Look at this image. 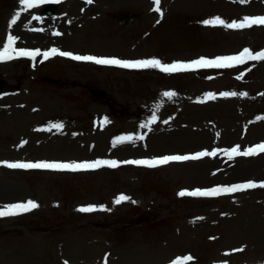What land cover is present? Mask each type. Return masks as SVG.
Returning <instances> with one entry per match:
<instances>
[{
    "label": "rangeland",
    "instance_id": "obj_1",
    "mask_svg": "<svg viewBox=\"0 0 264 264\" xmlns=\"http://www.w3.org/2000/svg\"><path fill=\"white\" fill-rule=\"evenodd\" d=\"M46 4L26 10L20 0H0V48L11 34L17 48L167 64L264 51V26L203 23L264 16V0H161L162 18L153 0H59L52 14L43 12ZM120 13L136 18L119 22ZM32 29L49 40L41 42ZM0 77L10 84L0 89V208L29 199L39 204L0 217V264H105L106 257L107 264H174L189 256L188 264H264V188L179 195L264 181V153L246 171L232 162L250 165V156L225 154L264 143V60L165 73L21 57L0 62ZM166 91L176 95L164 97ZM122 136L133 140L114 144ZM213 150L214 157L153 168L122 163ZM97 159L121 163L78 172L6 166ZM121 194L131 200L117 205ZM90 205L108 210L78 211Z\"/></svg>",
    "mask_w": 264,
    "mask_h": 264
},
{
    "label": "snow or ice",
    "instance_id": "obj_2",
    "mask_svg": "<svg viewBox=\"0 0 264 264\" xmlns=\"http://www.w3.org/2000/svg\"><path fill=\"white\" fill-rule=\"evenodd\" d=\"M52 2H59V0H20V4L24 9H31L37 5L45 4V3H52ZM241 3H244L245 0H240ZM86 3L92 4L93 0H86ZM155 7L153 8L154 11L160 14L161 18L163 17V11L161 10L160 4L161 0H153ZM20 17V13L17 14L12 18L10 21V26L15 25L17 20ZM33 19H38V17H33ZM159 22V21H158ZM205 25L210 26H223L228 29H246L250 28L254 25L264 26V16H256L250 17L245 16L241 20L236 21L233 20L231 22H227L225 19L216 16L212 19H208L203 21ZM34 31H42V29H32ZM53 35H61L59 32H54ZM18 37L9 34L7 36L6 42L3 44V47L0 48V62H6L13 59L26 57L30 58L31 60L35 61L37 57H43V60H48L54 56H61L66 57L75 61H83V62H93L97 65H108V66H117L120 68L126 69H148L154 68L159 69L165 73H175L180 71H187L199 68H231L235 65L245 64L248 61H261L264 60V51L260 52H253L248 48H244L238 55H230V56H219L215 59H208L201 57L199 59L193 60L188 63L184 62H174L171 64H167L162 62L160 59L151 58V59H142V60H125L115 57H97L94 55H80L75 54L71 51H63L56 47L51 48L47 51H41L40 49L35 50H28L23 48H17L15 45L17 43ZM250 70V69H249ZM176 95L175 92L166 91L163 93L164 97L172 98ZM221 96L228 97V96H236V92H224L220 94ZM240 95L244 96L247 95L246 93H241ZM209 99L214 98V94H208ZM156 115L154 114L149 121V123L156 122ZM103 123H108L107 118L104 119ZM55 129H61L63 127L60 123H55L51 126ZM142 127H148L147 124L142 125ZM51 130V129H49ZM137 139L143 140L144 136L141 135L137 137ZM132 136H122L119 137L117 140L114 141V144H121L124 142L132 141ZM260 153H264V143L248 147L247 149L241 151L240 146L237 145L232 147L230 151H227L225 154L228 156L229 159H233L237 156H254ZM217 152L213 151H201L191 155H165L155 159H142V160H126L122 163L124 164H135L146 166L149 168L157 167L159 165H166L173 161H188V160H199L203 157L207 156H216ZM121 162L116 160H100L97 159L95 161H84V162H48V161H39V162H15V163H7L6 166L12 169H46V170H53V171H71V172H78V171H88V170H95L101 167L107 166L110 168L119 167ZM264 188V181L262 182H255V181H247L243 183H236L230 186H217L207 189H195L192 191H181L179 193L180 196H195V197H217L220 195H228L233 194L241 191H246L249 189L254 188ZM131 198L127 195L121 194L118 198L114 200V203L119 205L122 202L130 201ZM132 203H136L135 201H131ZM39 207V204L31 199L26 202L15 203L10 205H5L3 208H0V217L5 216H14L19 215L21 213L29 212ZM107 211L108 209L100 206L98 209L94 205L81 207L78 211L81 212H93V211ZM198 219H203L202 217ZM243 248L235 249L233 251H243ZM192 260V257H185L181 261H176L174 264H188L189 261ZM105 264H107V257L105 258Z\"/></svg>",
    "mask_w": 264,
    "mask_h": 264
},
{
    "label": "bare ground",
    "instance_id": "obj_3",
    "mask_svg": "<svg viewBox=\"0 0 264 264\" xmlns=\"http://www.w3.org/2000/svg\"><path fill=\"white\" fill-rule=\"evenodd\" d=\"M34 34L35 35L38 34L37 36H39V37H40V35L43 36V38L40 39L41 42L49 40V39L45 38V36L42 33H40L39 31L35 32ZM250 157L252 158V162H251L250 165H247L246 163H248V162H246L244 159H241L240 161L232 162V163H234V164L238 163L236 166H238V168H240L241 170H245L246 171L249 168V166H251L253 164H255V165L257 164L256 159L259 158V155H255V158L253 156H250Z\"/></svg>",
    "mask_w": 264,
    "mask_h": 264
},
{
    "label": "water",
    "instance_id": "obj_4",
    "mask_svg": "<svg viewBox=\"0 0 264 264\" xmlns=\"http://www.w3.org/2000/svg\"><path fill=\"white\" fill-rule=\"evenodd\" d=\"M46 10L47 11H52L53 10V6L52 5H50V6H48L47 8H46ZM135 18V15L134 14H132V13H122V14H120L119 16H118V20L120 21V22H129V21H131L132 19H134ZM4 84V80L3 79H0V87L2 86ZM6 86H8V85H6Z\"/></svg>",
    "mask_w": 264,
    "mask_h": 264
},
{
    "label": "trees",
    "instance_id": "obj_5",
    "mask_svg": "<svg viewBox=\"0 0 264 264\" xmlns=\"http://www.w3.org/2000/svg\"><path fill=\"white\" fill-rule=\"evenodd\" d=\"M104 92L103 91H101V95H98L100 98L102 97V96H104ZM106 101H105V103H107L109 106H114L113 105V101H111V100H109V99H105Z\"/></svg>",
    "mask_w": 264,
    "mask_h": 264
}]
</instances>
